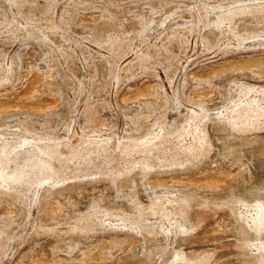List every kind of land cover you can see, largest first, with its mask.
Instances as JSON below:
<instances>
[{
	"label": "rangeland",
	"instance_id": "1",
	"mask_svg": "<svg viewBox=\"0 0 264 264\" xmlns=\"http://www.w3.org/2000/svg\"><path fill=\"white\" fill-rule=\"evenodd\" d=\"M0 264H264V0H0Z\"/></svg>",
	"mask_w": 264,
	"mask_h": 264
}]
</instances>
